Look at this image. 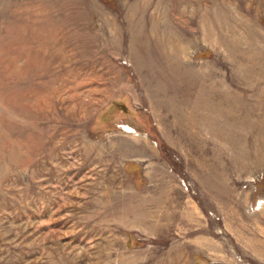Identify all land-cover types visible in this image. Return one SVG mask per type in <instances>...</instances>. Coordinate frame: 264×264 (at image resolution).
Here are the masks:
<instances>
[{
  "label": "rangeland",
  "instance_id": "374dc122",
  "mask_svg": "<svg viewBox=\"0 0 264 264\" xmlns=\"http://www.w3.org/2000/svg\"><path fill=\"white\" fill-rule=\"evenodd\" d=\"M0 264H264V0H0Z\"/></svg>",
  "mask_w": 264,
  "mask_h": 264
}]
</instances>
